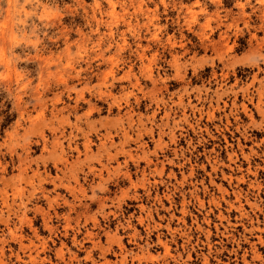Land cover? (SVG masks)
Wrapping results in <instances>:
<instances>
[{"label": "clouds", "instance_id": "9594fccd", "mask_svg": "<svg viewBox=\"0 0 264 264\" xmlns=\"http://www.w3.org/2000/svg\"><path fill=\"white\" fill-rule=\"evenodd\" d=\"M0 264H264V0H0Z\"/></svg>", "mask_w": 264, "mask_h": 264}]
</instances>
